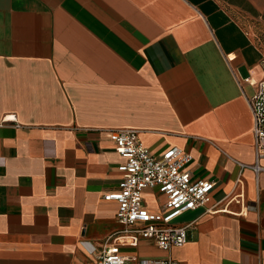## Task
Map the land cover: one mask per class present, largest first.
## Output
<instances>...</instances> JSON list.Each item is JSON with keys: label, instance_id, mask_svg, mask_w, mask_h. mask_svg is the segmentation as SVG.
I'll use <instances>...</instances> for the list:
<instances>
[{"label": "crops", "instance_id": "obj_1", "mask_svg": "<svg viewBox=\"0 0 264 264\" xmlns=\"http://www.w3.org/2000/svg\"><path fill=\"white\" fill-rule=\"evenodd\" d=\"M262 81L264 0H0V264L95 262L122 230L105 200L122 179L121 129L154 154L188 152L193 179L215 183L177 221L184 246L141 239L123 253L264 264L248 101ZM143 197L152 211L166 200Z\"/></svg>", "mask_w": 264, "mask_h": 264}, {"label": "built area", "instance_id": "obj_2", "mask_svg": "<svg viewBox=\"0 0 264 264\" xmlns=\"http://www.w3.org/2000/svg\"><path fill=\"white\" fill-rule=\"evenodd\" d=\"M249 81V80H248ZM256 86L254 95L248 99L253 121L257 162L264 159V81ZM116 152L124 159L119 166L122 179L119 190L105 196L106 201L118 203L117 221L122 230L105 242L96 260L86 264H179L172 259L140 258L125 254L123 246L136 247L139 240H151L162 251L182 247L187 242L189 226L178 225L176 220L188 211H194L211 201L215 188L213 181L193 179L188 166L192 156L171 147L161 154H154L146 147L133 129L116 130L110 135ZM256 172L264 171L257 164ZM155 191L166 200L160 211L145 206L144 193Z\"/></svg>", "mask_w": 264, "mask_h": 264}, {"label": "rangeland", "instance_id": "obj_3", "mask_svg": "<svg viewBox=\"0 0 264 264\" xmlns=\"http://www.w3.org/2000/svg\"><path fill=\"white\" fill-rule=\"evenodd\" d=\"M157 201L160 202V199L157 198ZM146 202H147V204H148L150 207H153V206L156 205V200H155L154 198H151V197H147ZM176 222H177V220H176L174 223H176ZM152 251H153L152 249H145V250H144V252H146V253H148V254L152 253Z\"/></svg>", "mask_w": 264, "mask_h": 264}]
</instances>
